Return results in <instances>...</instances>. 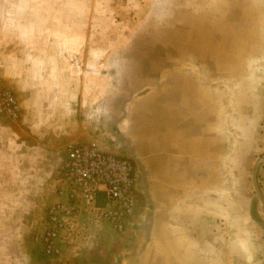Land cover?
Listing matches in <instances>:
<instances>
[{
    "label": "rangeland",
    "instance_id": "rangeland-1",
    "mask_svg": "<svg viewBox=\"0 0 264 264\" xmlns=\"http://www.w3.org/2000/svg\"><path fill=\"white\" fill-rule=\"evenodd\" d=\"M181 91L220 93L223 162L258 221L247 225L264 264V210L251 185L264 158V0H0V93L17 108L14 119L0 112V264H58L38 237L72 145L95 143L137 166L141 221L151 143L164 146L181 120L166 111ZM256 184L264 199V161ZM243 221L239 213L233 236ZM137 228L99 232L89 246L98 256L80 261L117 264L122 248L147 242Z\"/></svg>",
    "mask_w": 264,
    "mask_h": 264
},
{
    "label": "crops",
    "instance_id": "crops-1",
    "mask_svg": "<svg viewBox=\"0 0 264 264\" xmlns=\"http://www.w3.org/2000/svg\"><path fill=\"white\" fill-rule=\"evenodd\" d=\"M180 94L173 103L169 101L166 111L173 115L181 113V120L170 125L164 146L151 143V150L156 151L149 153V158L155 167L143 188L150 196V207L141 221L135 216V208L132 224L129 221L138 227L136 230H146L147 242L133 249L122 248L117 264H261L254 262L259 253L250 243L252 233L247 225V220L257 225L258 221L248 211L250 204L237 199L236 180L232 185L235 167L223 162L222 109L216 102L218 97L215 99L220 93ZM122 158L131 163L137 192V181H142V175L128 157ZM143 165L146 167V163ZM239 213L244 215L241 238L232 235ZM222 224L227 225L230 233L223 248L218 238ZM105 231L108 232L104 229L100 233ZM90 241L78 242L73 249L51 260L58 264H83L80 259L98 256L89 249Z\"/></svg>",
    "mask_w": 264,
    "mask_h": 264
},
{
    "label": "built area",
    "instance_id": "built-area-1",
    "mask_svg": "<svg viewBox=\"0 0 264 264\" xmlns=\"http://www.w3.org/2000/svg\"><path fill=\"white\" fill-rule=\"evenodd\" d=\"M13 98L0 93V112L13 119ZM62 184L48 208L38 237L41 254L56 258L76 243L94 239L102 228L119 234L130 226L136 206L131 163L95 143L69 146L62 163Z\"/></svg>",
    "mask_w": 264,
    "mask_h": 264
},
{
    "label": "water",
    "instance_id": "water-1",
    "mask_svg": "<svg viewBox=\"0 0 264 264\" xmlns=\"http://www.w3.org/2000/svg\"><path fill=\"white\" fill-rule=\"evenodd\" d=\"M264 161V158H261L259 160H257L255 162V164L253 165V169H252V173H251V185H252V189L255 193V197L257 202L259 203V205L262 207V209L264 210V199L261 196L258 188H257V184H256V173H257V169L258 166Z\"/></svg>",
    "mask_w": 264,
    "mask_h": 264
}]
</instances>
